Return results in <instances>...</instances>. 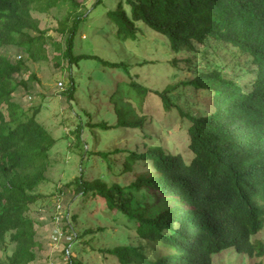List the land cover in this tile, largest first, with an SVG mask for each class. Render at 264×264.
<instances>
[{
	"label": "trees",
	"instance_id": "1",
	"mask_svg": "<svg viewBox=\"0 0 264 264\" xmlns=\"http://www.w3.org/2000/svg\"><path fill=\"white\" fill-rule=\"evenodd\" d=\"M123 4L125 8L107 12L115 38L135 41L145 30L164 36L168 59L175 56L167 67L178 68L177 57L182 54V63L192 75L184 85L211 96V113L193 114L170 97L172 86L154 93L165 111L177 110L189 122L190 159L165 151L160 144L144 151L111 153L81 148L79 175L50 195L39 192L57 140L38 121V109L30 115L15 100L17 93H28L37 80L34 74L22 78L29 73V61L47 60L50 43L57 64L66 61L69 72L72 66L79 68L82 59L113 68L122 63L74 55V39L88 13L77 0H0V252L12 246L0 264L36 261L41 247L37 214L57 198L56 192L70 195L77 207L62 219V234L71 237L65 248L77 250L74 255L69 251L66 264H214V256L227 250L255 260L248 264H264V242L255 239L264 231V0H123ZM64 6L68 11L55 28L64 39L62 45L41 29L34 13L49 14ZM69 78L64 94L71 102L82 90L77 77ZM131 88L121 112L113 116L114 125L103 115L100 123L88 126L143 133L147 117L138 116L126 99L140 108L146 102ZM83 128L79 122L73 130L74 146L82 145ZM118 154L124 155L120 164L111 159ZM93 156L114 175L134 173L135 179L125 187L108 184L107 174H95ZM140 165L147 170L139 168L135 173ZM143 188L169 197L174 204L151 214L146 201L136 198ZM96 198L131 224L113 235L117 243L113 247L98 248L93 243L106 228L79 227L90 220L84 211ZM95 216L97 222L105 220L98 213ZM92 253L95 261L90 259Z\"/></svg>",
	"mask_w": 264,
	"mask_h": 264
},
{
	"label": "rangeland",
	"instance_id": "2",
	"mask_svg": "<svg viewBox=\"0 0 264 264\" xmlns=\"http://www.w3.org/2000/svg\"><path fill=\"white\" fill-rule=\"evenodd\" d=\"M96 1L77 0L86 7L88 13L75 36L73 53L74 55H95L109 63H122V66L105 67L95 59H82L79 68L72 66L69 72L66 70L68 68L66 61L61 60L57 64L54 58L57 52L52 44L48 43V59L38 62L29 61V73L22 76L24 79H28L30 74L36 76L37 80L32 82L33 88L28 93L22 91L15 95V100L28 114L31 115L34 109L39 110L38 121L57 140L52 151V164L46 174V181L42 182L38 188V191L45 195H50L55 192L56 188H61L64 183L79 175L82 166L81 148L86 151L90 150L92 153H111L117 149L132 148L144 151L150 145L160 144L165 151L173 154L180 153L186 159H190L187 136L189 122L181 117L177 110L165 111L156 98L155 91L161 92L169 85L172 86L173 92L170 97L176 98L175 103L184 111L190 109L193 114H199L201 111L211 113L213 109L210 95L184 85L188 79L192 78V75L182 63V54L177 57L180 60L178 68L177 66L172 67L173 69L167 67V61L171 63L175 56L170 55L168 59L170 51L163 46L164 36L155 31L145 30L144 34L139 33L135 41H118L112 29L113 24L107 19V12L121 7L125 8L123 0H102L94 6ZM67 9L68 7L64 6L60 10L53 9L49 14L34 13V16L40 20L41 29L47 30L48 35L62 45L64 39L56 33L55 28L58 26V21L66 15ZM70 75L77 77L82 90V94L77 93L75 100L71 102L64 94L68 89ZM134 84L143 90L135 87ZM132 86L146 102L140 108L134 100L126 99V102L137 111L138 116L147 117L143 133L124 127H110L109 130H102L88 126L100 123L103 115L109 121V125H114L113 116L121 112L126 93ZM79 112L87 114L86 116L78 115ZM79 122L84 126L81 132L82 145L74 146L76 140L73 130ZM123 156L122 154L112 155L111 159L119 161L120 164ZM93 159L96 166L95 174L98 177L107 174L108 184L116 182L125 187L135 179L134 173L116 176L108 171L109 169L105 170L98 164L101 162L99 157L93 156ZM139 168L147 170L140 165L134 170L135 173H138ZM119 171L121 172L117 169V172ZM56 195L57 198L38 211L37 236L41 247L36 250L37 259L33 264H66L67 257L70 255L69 251L71 255L77 253V250L72 247L68 248L69 250L65 248L71 237L62 234L63 229L61 230L65 223L62 220L63 217L67 214L69 216V211L77 208L74 207L76 206L75 199L71 201L70 195L60 196L58 192ZM136 198L146 201L151 214H156L174 204L169 197L162 196L148 188L137 191ZM84 212H89L90 220L80 224L79 227H95L99 224L106 228L99 240L93 242L98 248L117 245L113 235L119 231H126L124 225H131L120 214L108 211L101 198H96L93 206ZM97 213L105 220L97 222L95 216ZM54 215L57 217L56 221L52 220ZM73 231L75 232V229ZM255 239L264 242V231L257 234ZM11 249L12 246H9L0 252L1 261H6ZM90 259L95 261L93 253ZM213 259L214 264H248L255 261L244 259L241 256L237 257L229 250L214 256Z\"/></svg>",
	"mask_w": 264,
	"mask_h": 264
}]
</instances>
